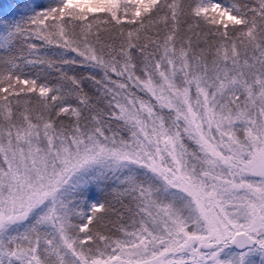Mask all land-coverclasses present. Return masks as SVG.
<instances>
[{
  "label": "snow or ice",
  "instance_id": "1",
  "mask_svg": "<svg viewBox=\"0 0 264 264\" xmlns=\"http://www.w3.org/2000/svg\"><path fill=\"white\" fill-rule=\"evenodd\" d=\"M0 264H264V0L0 18Z\"/></svg>",
  "mask_w": 264,
  "mask_h": 264
},
{
  "label": "trees",
  "instance_id": "2",
  "mask_svg": "<svg viewBox=\"0 0 264 264\" xmlns=\"http://www.w3.org/2000/svg\"><path fill=\"white\" fill-rule=\"evenodd\" d=\"M23 0H0V18L12 19L19 15V5ZM55 73H53V76Z\"/></svg>",
  "mask_w": 264,
  "mask_h": 264
}]
</instances>
